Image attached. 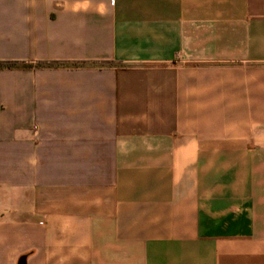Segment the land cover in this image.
<instances>
[{
  "label": "crops",
  "instance_id": "crops-1",
  "mask_svg": "<svg viewBox=\"0 0 264 264\" xmlns=\"http://www.w3.org/2000/svg\"><path fill=\"white\" fill-rule=\"evenodd\" d=\"M0 264H264V0H0Z\"/></svg>",
  "mask_w": 264,
  "mask_h": 264
},
{
  "label": "trees",
  "instance_id": "trees-1",
  "mask_svg": "<svg viewBox=\"0 0 264 264\" xmlns=\"http://www.w3.org/2000/svg\"><path fill=\"white\" fill-rule=\"evenodd\" d=\"M0 65H2V66H10V65H11V63H9V62H6V63H1Z\"/></svg>",
  "mask_w": 264,
  "mask_h": 264
}]
</instances>
